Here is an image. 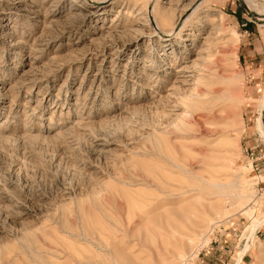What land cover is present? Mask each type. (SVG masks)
I'll list each match as a JSON object with an SVG mask.
<instances>
[{
    "label": "rangeland",
    "instance_id": "1",
    "mask_svg": "<svg viewBox=\"0 0 264 264\" xmlns=\"http://www.w3.org/2000/svg\"><path fill=\"white\" fill-rule=\"evenodd\" d=\"M148 1L0 0V264H264V17Z\"/></svg>",
    "mask_w": 264,
    "mask_h": 264
},
{
    "label": "bare ground",
    "instance_id": "2",
    "mask_svg": "<svg viewBox=\"0 0 264 264\" xmlns=\"http://www.w3.org/2000/svg\"><path fill=\"white\" fill-rule=\"evenodd\" d=\"M106 1H109V0H101V1H96V0H89V2H91L92 4H96V5H101V4H104ZM151 1L152 0H149L148 1V6H149V4H151ZM245 4H246V6L248 7V9L250 10V11H252L253 13H255V14H257V15H259V16H263L264 17V5H261V6H259V7H257L256 6V4H255V1L254 0H242ZM199 3V2H198ZM201 4H202V2L201 3H199L198 4V6H196V8L194 9V11L193 12H196L197 10H199V8H200V6H201ZM151 9V11L149 12L148 10L149 9H147V12L149 13V15L151 16V19H152V25H153V27H154V30L155 31H158V32H162V29H161V27H160V25H159V23H158V20H157V18H156V13H157V11H156V8H155V6H152V8H150ZM202 9V8H201ZM187 10V9H186ZM185 12V11H184ZM186 14V13H185ZM191 15V14H190ZM164 20L166 21V22H168V21H170L171 20V17H170V15L168 14V13H164ZM172 34V33H171ZM262 104V103H261ZM260 130V132H262V129H261V126H260V128H259ZM180 168V167H179ZM182 169V168H181ZM184 171H186V169H184ZM190 174V173H189ZM198 177V176H197ZM199 178H200V176H199ZM210 185H211V183H210ZM217 186V185H216ZM221 186V185H220ZM230 186V185H229ZM242 196V195H241ZM257 226H259V225H257ZM247 247V246H246ZM247 250V249H246ZM246 250H244V252H246ZM117 251L119 252V250H118V248H117ZM123 252V251H122ZM121 253V252H120ZM242 254V253H241ZM243 255H244V253H243ZM241 259V258H240ZM187 264V263H186Z\"/></svg>",
    "mask_w": 264,
    "mask_h": 264
},
{
    "label": "water",
    "instance_id": "3",
    "mask_svg": "<svg viewBox=\"0 0 264 264\" xmlns=\"http://www.w3.org/2000/svg\"><path fill=\"white\" fill-rule=\"evenodd\" d=\"M239 2H240V1H239ZM240 4H241L245 9H247V6L245 5V3L240 2Z\"/></svg>",
    "mask_w": 264,
    "mask_h": 264
}]
</instances>
